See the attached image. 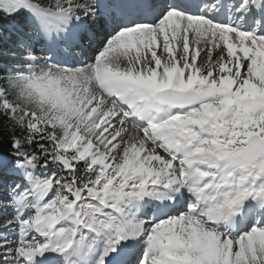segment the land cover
Returning a JSON list of instances; mask_svg holds the SVG:
<instances>
[{
    "label": "snow or ice",
    "instance_id": "6c2138e0",
    "mask_svg": "<svg viewBox=\"0 0 264 264\" xmlns=\"http://www.w3.org/2000/svg\"><path fill=\"white\" fill-rule=\"evenodd\" d=\"M0 189V264H264V0H0Z\"/></svg>",
    "mask_w": 264,
    "mask_h": 264
},
{
    "label": "rangeland",
    "instance_id": "374dc122",
    "mask_svg": "<svg viewBox=\"0 0 264 264\" xmlns=\"http://www.w3.org/2000/svg\"><path fill=\"white\" fill-rule=\"evenodd\" d=\"M21 18H22V17H18V18L14 21V23L12 22V24H13V25H15V24H23V23H24V20L21 19ZM9 27H11V25H6V26H4L5 29H8ZM1 190H2V191H1ZM0 198H6V192H4L3 189H0ZM8 214H9L8 216H11L10 213H8ZM0 216H2V215H0ZM2 218H3V219H2ZM5 218H6L5 216L0 217V229H2L3 222H4Z\"/></svg>",
    "mask_w": 264,
    "mask_h": 264
},
{
    "label": "bare ground",
    "instance_id": "6f19581e",
    "mask_svg": "<svg viewBox=\"0 0 264 264\" xmlns=\"http://www.w3.org/2000/svg\"><path fill=\"white\" fill-rule=\"evenodd\" d=\"M81 2H84V0H81ZM38 54H39V50H38ZM85 59H87V57H85ZM2 191V190H1ZM6 196H7V193H6ZM9 215V214H8ZM10 215H11V213H10ZM0 217H3V215L2 216H0ZM3 219V218H2Z\"/></svg>",
    "mask_w": 264,
    "mask_h": 264
},
{
    "label": "trees",
    "instance_id": "16d2710c",
    "mask_svg": "<svg viewBox=\"0 0 264 264\" xmlns=\"http://www.w3.org/2000/svg\"><path fill=\"white\" fill-rule=\"evenodd\" d=\"M9 25L7 22L4 23V26Z\"/></svg>",
    "mask_w": 264,
    "mask_h": 264
}]
</instances>
